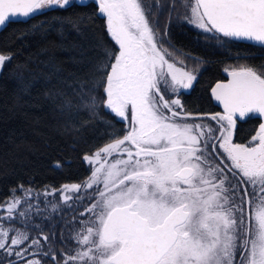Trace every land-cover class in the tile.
<instances>
[{
	"label": "snow or ice",
	"instance_id": "snow-or-ice-1",
	"mask_svg": "<svg viewBox=\"0 0 264 264\" xmlns=\"http://www.w3.org/2000/svg\"><path fill=\"white\" fill-rule=\"evenodd\" d=\"M12 23L58 36L24 62L0 51L13 107L47 106L73 144L103 125L104 141L81 180L9 188L0 264H264V64L231 47L264 50V0H0ZM178 25L231 57L210 88L222 111L185 103L209 60L173 42Z\"/></svg>",
	"mask_w": 264,
	"mask_h": 264
},
{
	"label": "trees",
	"instance_id": "trees-1",
	"mask_svg": "<svg viewBox=\"0 0 264 264\" xmlns=\"http://www.w3.org/2000/svg\"><path fill=\"white\" fill-rule=\"evenodd\" d=\"M50 15H56L51 13ZM46 19L38 16L30 23ZM103 20L96 21L101 29ZM28 24L13 23L0 33V51L16 53L15 61L24 62L34 56L40 48H52L58 36L52 33L47 38L30 35L23 40L14 34L26 29ZM173 42L193 54L206 57L208 65L201 71L191 94L184 97L185 103L199 112L220 111L210 97V88L217 82L226 81L223 68L232 63L231 57L215 47V41L197 40V30L191 26H175L171 31ZM232 48L251 53L252 64H264V50L248 44H234ZM61 55H66L61 53ZM13 82L10 69L0 75V200L8 196L9 188L17 183L27 184L30 180L37 186L52 184L59 187L65 182H75L88 174V166L81 156L90 148L103 143V125H89L82 130V139L73 144L71 135H60L54 130L57 123L53 113L44 108L13 107ZM254 121L240 123L237 139L245 141L253 131ZM62 161V169L52 167L54 161Z\"/></svg>",
	"mask_w": 264,
	"mask_h": 264
},
{
	"label": "water",
	"instance_id": "water-1",
	"mask_svg": "<svg viewBox=\"0 0 264 264\" xmlns=\"http://www.w3.org/2000/svg\"><path fill=\"white\" fill-rule=\"evenodd\" d=\"M12 24H13V23H12ZM9 25H10V24H9ZM9 25H8V26H9ZM8 26H7V27H8ZM7 27H6V28H7ZM6 28H5V29H6ZM5 29H0V33L3 32ZM225 77H226V75H225ZM226 79H227V77H226ZM222 82H226V81H222ZM212 101H213L214 106L217 107L220 111H222V108L218 107L217 104H216V102H215L214 100H212Z\"/></svg>",
	"mask_w": 264,
	"mask_h": 264
}]
</instances>
